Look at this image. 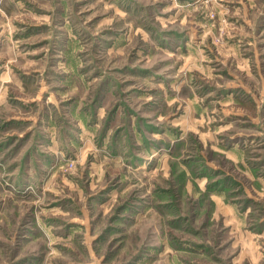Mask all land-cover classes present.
I'll return each mask as SVG.
<instances>
[{"label": "rangeland", "instance_id": "374dc122", "mask_svg": "<svg viewBox=\"0 0 264 264\" xmlns=\"http://www.w3.org/2000/svg\"><path fill=\"white\" fill-rule=\"evenodd\" d=\"M0 264H264V0H0Z\"/></svg>", "mask_w": 264, "mask_h": 264}]
</instances>
